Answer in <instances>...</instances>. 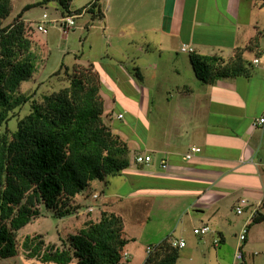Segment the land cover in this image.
I'll use <instances>...</instances> for the list:
<instances>
[{
    "label": "crops",
    "instance_id": "0c3cea01",
    "mask_svg": "<svg viewBox=\"0 0 264 264\" xmlns=\"http://www.w3.org/2000/svg\"><path fill=\"white\" fill-rule=\"evenodd\" d=\"M72 2L70 9L82 8L80 16H88L81 28L88 32L98 28L102 39L115 41V47L104 52L107 60L102 53V60L79 65L91 64L98 73L104 122L129 147V165L116 175L127 192L123 199L169 195L173 204H179V219L192 210L196 216L186 219L198 223L193 228L211 227L205 236L192 232L196 243L213 245L216 235L224 241L226 221L221 205L225 201L235 210L238 200L245 198L264 217V124L254 125L264 117V0H98L96 13L87 10L95 0H77L75 8ZM183 44L193 53L225 59L236 49L246 48L242 56L250 65V76L203 83L195 78L190 54L181 50ZM114 55L129 57L136 65L133 68L141 86L125 65L115 62ZM175 57L179 61L174 68ZM164 63L175 74L182 67L188 78L165 87L162 76L158 77L156 86L167 89L164 96L172 92L163 98L148 87L156 81L159 69H166ZM121 88H126L127 96ZM192 147L199 151L192 152ZM137 155L152 159L139 163ZM162 161L166 168L161 167ZM82 202L108 210L99 193L95 201L89 196ZM249 209L244 208L248 215L242 226L250 223ZM124 232L129 239L124 250L131 264L136 254L130 247L133 238L127 236L125 226ZM177 238L185 240L182 235Z\"/></svg>",
    "mask_w": 264,
    "mask_h": 264
},
{
    "label": "trees",
    "instance_id": "16d2710c",
    "mask_svg": "<svg viewBox=\"0 0 264 264\" xmlns=\"http://www.w3.org/2000/svg\"><path fill=\"white\" fill-rule=\"evenodd\" d=\"M54 1L62 15L83 10L72 11L71 0ZM97 2L87 10L98 12ZM10 12L11 0H0L1 258L19 254L18 231L41 216V211H50L55 218L77 214L75 196L90 188L93 180L106 182L107 177L119 175L129 165L130 152L127 143L104 122L100 79L91 64L74 65L68 85L42 95L40 101L20 92L21 83L35 70L34 54L22 12L2 25ZM244 49H236L227 59L192 52L196 78L213 84L218 79L250 76V65L242 56ZM27 102L28 113L10 129L7 122L13 112ZM93 194H83V199L91 196L95 201ZM262 221L264 217L257 213L247 230ZM43 239L39 233L25 235L20 244L24 257L53 264H129L123 260L129 241L124 220L112 211L101 210L97 219L85 220L76 232L61 237L62 246ZM178 256L179 247L166 237L151 246L142 264H174Z\"/></svg>",
    "mask_w": 264,
    "mask_h": 264
},
{
    "label": "rangeland",
    "instance_id": "374dc122",
    "mask_svg": "<svg viewBox=\"0 0 264 264\" xmlns=\"http://www.w3.org/2000/svg\"><path fill=\"white\" fill-rule=\"evenodd\" d=\"M72 1V6L75 8L79 2H76L77 0ZM28 5H31V7L26 8ZM20 12H22L21 20L25 23V34L32 42L31 50L34 54L35 65L32 77L21 83L20 92L32 94L33 99L36 101H40L44 94H49L52 91L67 86L69 83L68 78L73 73L72 67L74 65L84 63V61L92 63L102 60L103 56L104 58L106 57L104 52L106 50L111 51L110 49L115 47L113 39L101 38L98 28L90 29L89 32L81 28L88 16L81 17L80 14L74 12H71V14L75 15V29L73 28L74 30L71 29L63 34L58 24L53 21V19L55 20L61 15L60 6L54 0H12L11 12L8 17L2 20V25L10 23ZM43 13H46L50 20L47 24L46 33H42L36 29L37 23ZM183 52L190 55L192 53L188 51ZM108 57H106V60ZM78 59L80 61H77ZM114 59L116 63L118 62L122 66L125 65L128 72H130V76L135 78V83L141 86V81L136 78L138 72L133 68L136 65L128 61L129 57L114 55ZM178 61L175 57L174 68L178 66ZM168 65L164 63L163 67H166V69L160 68L158 75L155 77L156 81L149 84L150 86L147 85L149 89L156 92L155 96L163 95L162 97L164 98L166 95L172 94V92H169L164 96L163 93L167 90L165 87L170 86V83L188 78L182 67H180L181 71L175 74L173 73V68ZM160 76H162L163 86H165L163 89L156 86V82ZM193 81L195 82V80ZM164 89L165 91H163ZM120 90L127 96L126 88H121ZM180 90L182 91L184 88L181 87ZM129 98L131 99V95ZM29 105L30 103L27 102L15 109L12 114L13 117L7 122V126L10 129H15L18 119L28 113L30 109ZM1 129H3V126ZM91 186H94L98 190L95 193H99L100 201L104 200L106 202L107 211L110 210L123 217L126 234L128 237L133 238L130 241L132 243L130 247L135 249L136 252L131 259V264H142L147 247L159 243L166 237L174 239L180 235L184 236L186 247L179 248V256L174 264H264V222L248 227L249 229L253 226L252 230H250L251 235L247 242L240 243L242 244L243 259H235V252L239 243L238 235L248 214L237 215L234 207L231 208V204L227 201L221 205L223 217L226 221L225 239L224 241L221 239L220 244L214 247L211 243H196L197 240L193 238L192 230L193 225H197L198 223L196 224L192 220L191 224L186 219L192 215L196 216V214L192 210H188V215L179 219L181 215L176 212L179 204H173L169 195L162 194L163 196H161L160 194H156L153 195L154 198L142 197L132 201H125L123 199L125 186L122 184L121 178L116 175L107 177V183L93 180L90 184ZM90 189L88 187L84 191L90 193ZM116 190L120 194L115 195ZM83 197L80 194L79 200L74 199V202L78 203L79 214L55 218L50 211H41V216L33 219L18 231L16 240L19 254L8 258L0 257V264H53L25 258L20 244L25 235L39 233L43 235L45 243H55L62 246L61 237L65 239L70 233L76 232L88 218L97 219L99 217L100 210H97V206L92 203L93 210L89 211V203L82 202ZM147 216L149 217L148 220ZM75 263L73 261L71 264Z\"/></svg>",
    "mask_w": 264,
    "mask_h": 264
},
{
    "label": "built area",
    "instance_id": "2783aa9c",
    "mask_svg": "<svg viewBox=\"0 0 264 264\" xmlns=\"http://www.w3.org/2000/svg\"><path fill=\"white\" fill-rule=\"evenodd\" d=\"M75 15L73 14H65V15H60V17H58L57 19H53L54 22H56L59 26V29L61 30V32L63 34L67 33L68 31H70L71 29L74 28V25H75ZM50 22V20L48 19V16L46 13H43L42 16H41V19L38 21L37 23V26H36V29L42 33H46L47 32V24ZM181 50L182 51H188V52H193V49L192 48H189L188 46L186 45H182L181 46ZM255 62H257V59L254 60ZM118 117H122L121 114H118ZM263 125L264 124V117H260L259 119H257V121H255L254 125ZM191 151L192 152H197L199 151V148H195V147H192L191 148ZM186 158H190V154H187L185 155ZM136 160L139 161V162H149L151 160V157L149 155H145V156H138L136 157ZM161 167L162 168H166L167 167V164L165 161H162L161 162ZM92 197L95 199L98 197V194L97 193H94L92 195ZM248 206L250 209H249V217H248V220L251 221L252 218L254 216L257 215L258 213V207L257 206H251L249 205L248 203V200L245 199V198H241L238 200V203L235 207V212L236 214L240 215V214H243L244 213V208ZM88 210L89 211H92L93 210V207L92 205L88 206ZM247 225L248 223L245 222V224L242 226L240 232H239V235H238V238H239V243L237 245V249H236V252H235V259L236 260H242L243 259V252H242V244L240 243H243L246 239V236H247ZM212 230H211V227L207 224H202L200 225L199 227H195L193 228L192 232L194 234H198L200 236H205L206 234L210 233ZM171 243L175 246H178L179 248L180 247H183L185 245V240L182 239V238H174V239H170ZM220 241H221V238L216 235L215 238L213 239V245L215 246H218L220 244ZM151 247H147V250L146 252L148 253L150 251ZM128 253L126 251L123 252V260L124 261H128Z\"/></svg>",
    "mask_w": 264,
    "mask_h": 264
}]
</instances>
